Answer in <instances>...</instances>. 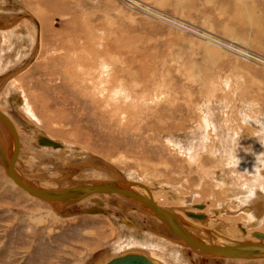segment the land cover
I'll return each mask as SVG.
<instances>
[{"label":"rangeland","instance_id":"1","mask_svg":"<svg viewBox=\"0 0 264 264\" xmlns=\"http://www.w3.org/2000/svg\"><path fill=\"white\" fill-rule=\"evenodd\" d=\"M0 109L32 181L65 187L117 168L180 215L204 211L186 217L217 237L264 231V210L245 202L264 198V0H0ZM39 131L66 147L40 148ZM100 196L104 212H81L90 197L60 209L0 160V264H95L133 246L158 264H264L199 254L127 199Z\"/></svg>","mask_w":264,"mask_h":264},{"label":"water","instance_id":"2","mask_svg":"<svg viewBox=\"0 0 264 264\" xmlns=\"http://www.w3.org/2000/svg\"><path fill=\"white\" fill-rule=\"evenodd\" d=\"M27 17L35 18L28 12L25 13ZM10 72L5 77L13 76L18 70ZM0 121L4 125L6 132V139L0 140V160L6 173L17 182L22 188L29 191L31 194L50 202L58 204L61 208L67 205L79 202L86 197L92 195L90 199L96 202L97 206H90L83 208L81 212H104L102 197L98 196L100 193L116 192L120 193L133 204H129V208L138 209L143 214L155 217L159 223H161L162 229L168 230L169 233L156 229V231L167 238L171 242L177 243L182 246H188L195 252L205 256L216 257H230V258H242V259H254L264 258V231L253 230L252 236L255 238H242V239H227L223 240L217 237L209 231L205 226L196 225L191 222L187 217L180 215L168 206L158 204L152 197L142 194L134 187L133 180L129 179L121 170L111 168L110 177L89 179L73 183L71 186L51 188L36 183L35 181L27 179L22 175L15 167V161L17 159L20 138L12 121L9 117L0 110ZM37 144L47 145L52 147H60L62 143L59 140H55L42 132L35 134ZM8 140V145L6 143ZM79 153H85L79 151ZM106 164L112 165L109 161ZM193 207L203 208L205 204L203 202H197L192 204ZM183 213L195 220L202 222L206 221L207 214L202 211H194L191 209L181 208ZM187 226H191L194 231H190ZM197 226V227H196ZM206 232V235L200 234L198 231ZM230 240V241H229ZM98 264H158L157 260L149 258L145 253L141 251H127L122 254H116L110 256L106 260Z\"/></svg>","mask_w":264,"mask_h":264},{"label":"bare ground","instance_id":"3","mask_svg":"<svg viewBox=\"0 0 264 264\" xmlns=\"http://www.w3.org/2000/svg\"><path fill=\"white\" fill-rule=\"evenodd\" d=\"M14 31H16V30H14ZM15 33V32H14ZM16 33H17V31H16ZM18 94V93H17ZM17 94H15V96H17ZM15 99V102H18V100H19V98L18 97H16V98H14ZM1 110V109H0ZM2 111V110H1ZM3 112V111H2ZM5 113V112H4ZM6 114V113H5ZM8 117H9V119L12 121V123H13V125H14V127H15V129H16V131H17V133L19 134V138H20V148H19V153H18V156H17V159H16V161H15V167H16V169L20 172V170L17 168V164H18V160H19V157H20V154H21V136H20V133H19V131H18V128H17V126H16V124L14 123V121L12 120V118L8 115V114H6ZM0 123H1V121H0ZM2 124V123H1ZM30 127H36L32 122H30ZM3 129H4V127H3ZM39 132H41V131H39ZM51 137V136H50ZM52 138V137H51ZM53 139H55V138H53ZM0 140H1V138H0ZM55 140H57V139H55ZM61 143H62V145H64L65 147H66V145L62 142V141H60ZM9 144V143H8ZM62 145L60 146V147H52V146H46V145H42V146H40V145H38L40 148L41 147H45V148H48V149H51V150H60V149H64V147H62ZM63 153H64V151H62ZM251 163H252V161H251ZM250 163V164H251ZM109 172V171H108ZM21 173V172H20ZM22 174V173H21ZM23 175V174H22ZM9 176V175H8ZM10 177V179L18 186V187H20L22 190H24L25 192H27L29 195H32V196H34V197H36V198H38V199H40V200H43V199H41V198H39V197H37V196H35V195H33V194H31L29 191H27V190H25L24 188H22L19 184H17V182H15L12 178H11V176H9ZM26 177V176H25ZM27 178V177H26ZM27 179H29V178H27ZM30 180V179H29ZM134 181V180H133ZM36 182V181H35ZM36 183H38V182H36ZM135 184H134V187H137V189H138V191L139 192H141L142 194H144V195H147V196H149V197H152L154 200H155V197H154V194H153V191H152V189H150L147 185H145L144 183H141V182H139V181H135L134 182ZM38 184H40V183H38ZM42 185V184H41ZM72 184H70V185H68V186H71ZM51 188H53V187H51ZM54 188H59V187H54ZM141 190H144L145 191V193L144 192H142ZM105 195V194H111V195H117V196H120V197H122L123 199H125L126 200V197L125 196H123L122 194H120V193H116V192H109V193H100L99 195ZM92 195H95L94 193L92 194ZM88 197H90V196H88ZM261 197V196H260ZM258 199V200H257ZM128 200V199H127ZM249 200H251V199H249ZM43 201H45V200H43ZM156 201V200H155ZM46 202V201H45ZM157 202V201H156ZM252 202L253 203H255L258 207L259 206H263L264 205V198H260L259 199V197H257L256 198V200L255 201H253L252 200ZM47 203H50V202H47ZM158 203V202H157ZM51 205H58V204H53V203H50ZM159 204V203H158ZM253 205V204H252ZM251 207V206H250ZM252 208V207H251ZM200 210V209H199ZM263 210H264V207H263ZM135 212H137L138 213V211H136V210H134ZM33 217H35L34 215H33ZM186 217V216H185ZM264 217V216H263ZM154 219H155V217H153ZM44 219V218H43ZM41 217H40V215L39 216H37L36 215V220H32V222L34 221V223H40V222H43L44 220H43ZM42 220V221H41ZM195 220V219H194ZM261 220V219H260ZM198 221V220H197ZM194 223V222H193ZM127 224V223H126ZM194 224H196V225H199V224H197V223H194ZM251 224V223H250ZM256 224L257 223H255L254 225H252V226H256ZM136 225V224H135ZM201 226V225H200ZM138 227V226H137ZM197 227V226H196ZM187 228L190 230V231H192V232H195L194 231V229L191 227V226H187ZM227 239H229V238H223V240H226L227 241ZM230 240H233V239H230ZM229 240V241H230ZM127 251H141V252H143V253H145L149 258H151V259H155V257H153L152 255H151V253H150V250H147L146 249V247H128V248H126V249H124V250H122V251H118V252H108V254L107 253H105V254H103V255H101L99 258H100V261H98L97 263H95V264H98V263H101V262H103L104 260H106L107 258H109L110 256H113V255H116V254H122V253H125V252H127ZM180 255V254H179ZM213 257H215V256H213ZM221 258H226V259H230V257H221ZM240 259H242V258H240ZM256 259H260V258H254V259H247V260H256ZM263 259V258H262ZM156 260V259H155ZM157 260H159V259H157ZM174 260H177V261H179V257L176 255V253H175V256H174ZM181 260V259H180ZM182 261V260H181ZM162 261H160V263H161ZM179 263H181V262H179Z\"/></svg>","mask_w":264,"mask_h":264},{"label":"flooded vegetation","instance_id":"4","mask_svg":"<svg viewBox=\"0 0 264 264\" xmlns=\"http://www.w3.org/2000/svg\"><path fill=\"white\" fill-rule=\"evenodd\" d=\"M1 2H2V0H1ZM26 13H27V12H26ZM16 30H18V31L20 32L19 35H22L23 37L26 36V35L24 36V34L21 33L23 30H20V29H16ZM32 54H33V53H32ZM32 54H31V55H32ZM91 196H92V195H90V198H91ZM98 196H100V195H98ZM100 197H102V196H100ZM90 198H89V199H90ZM90 200L92 201V203H91V205H88L87 207H90V206H97V204H96L95 201H93L92 199H90ZM249 206H250V205H249ZM102 207H104V203H103ZM132 212H134V210H133ZM257 221H258V220H257ZM257 221H255V223H257ZM261 221H264V217H262L261 220H259V223H261ZM217 222H219V221L216 220V223H217ZM247 223L250 224L251 221H249V222H247ZM257 224H258V223H257ZM226 226H228V225H226ZM251 226H252V225H251ZM230 229H231V227H230ZM248 232H249V234H248L247 236H250V235H251L250 233H251L252 231L249 230ZM225 236L228 237V236H230V235H228V234L225 233ZM238 236H239V235H238ZM231 237H232V236H231ZM233 238H234V239H235V238L238 239L237 237H233ZM252 239H253V238H252ZM254 239H255V238H254ZM218 258H221V257H218ZM224 259H226V258H224Z\"/></svg>","mask_w":264,"mask_h":264},{"label":"crops","instance_id":"5","mask_svg":"<svg viewBox=\"0 0 264 264\" xmlns=\"http://www.w3.org/2000/svg\"><path fill=\"white\" fill-rule=\"evenodd\" d=\"M257 200H258V199H257ZM245 202H246L247 204H251L250 202H252V198H251L250 201H248V200L246 201V200H245ZM248 202H249V203H248ZM252 204H253V205H250L251 207H255V206H257V205H256L255 203H253V202H252ZM260 207H261V210H263L264 205H263V206H260ZM110 217L112 218V216H110ZM120 251H122V250H120ZM150 253H151V251H150ZM151 255H152V254H151Z\"/></svg>","mask_w":264,"mask_h":264}]
</instances>
